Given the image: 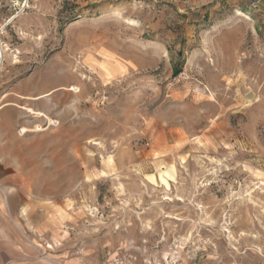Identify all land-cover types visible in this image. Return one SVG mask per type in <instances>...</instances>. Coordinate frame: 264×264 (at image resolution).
Instances as JSON below:
<instances>
[{"label": "rangeland", "instance_id": "1", "mask_svg": "<svg viewBox=\"0 0 264 264\" xmlns=\"http://www.w3.org/2000/svg\"><path fill=\"white\" fill-rule=\"evenodd\" d=\"M0 111V263L264 264V0H0Z\"/></svg>", "mask_w": 264, "mask_h": 264}, {"label": "crops", "instance_id": "2", "mask_svg": "<svg viewBox=\"0 0 264 264\" xmlns=\"http://www.w3.org/2000/svg\"><path fill=\"white\" fill-rule=\"evenodd\" d=\"M2 111H0V113H1ZM3 161H1L0 160V164L2 163ZM1 179L2 178H0V183H1ZM3 185V184H2ZM0 187H1V184H0ZM1 189V188H0ZM5 190V189H4ZM10 190H13L12 188H6V192H8V191H10ZM8 207V206H7ZM6 242H8V241H6ZM9 242H10V245H12V251L13 252H17L16 251V249H15V247H14V245H15V241H13V240H9ZM20 248V247H19ZM18 248V249H19ZM19 257H20V254H19ZM0 264H29V263H26L25 262V260L22 258V257H20L19 259H17V260H13V259H8V258H3L2 259V263H0ZM71 264H73V263H71Z\"/></svg>", "mask_w": 264, "mask_h": 264}, {"label": "bare ground", "instance_id": "3", "mask_svg": "<svg viewBox=\"0 0 264 264\" xmlns=\"http://www.w3.org/2000/svg\"><path fill=\"white\" fill-rule=\"evenodd\" d=\"M26 110H27V111H32V109H29V108H28V109H26Z\"/></svg>", "mask_w": 264, "mask_h": 264}, {"label": "trees", "instance_id": "4", "mask_svg": "<svg viewBox=\"0 0 264 264\" xmlns=\"http://www.w3.org/2000/svg\"><path fill=\"white\" fill-rule=\"evenodd\" d=\"M177 75V74H176Z\"/></svg>", "mask_w": 264, "mask_h": 264}]
</instances>
